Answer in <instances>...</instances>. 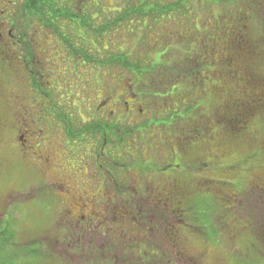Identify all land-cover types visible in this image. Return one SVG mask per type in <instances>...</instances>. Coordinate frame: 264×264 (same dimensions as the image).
<instances>
[{"label": "rangeland", "instance_id": "rangeland-1", "mask_svg": "<svg viewBox=\"0 0 264 264\" xmlns=\"http://www.w3.org/2000/svg\"><path fill=\"white\" fill-rule=\"evenodd\" d=\"M113 1L92 2L96 5L100 3V7L104 5L105 9L109 7L112 13L99 18L91 28L85 29L88 38L100 42L104 53L102 60L111 64L76 67L75 72H68V77L62 76L66 85L76 75L80 78L79 82H72L71 87L72 92L79 97L78 103L76 104L77 100L72 97L68 87H62L66 97L80 109L87 107V90L88 93H95L90 100L95 98L96 103L97 98L102 99V95L112 96V109L124 107L122 95L131 93L137 97L140 108L148 111L161 110L163 113V109L172 110V104L179 103L180 109L192 111V119H197V127L202 123L199 117L206 121L204 115L210 117L220 114L222 122L216 125L207 123L199 131L195 127V133L205 143L213 140L217 134L215 140L217 144H221L224 153V158H220L217 166L222 165L223 170L212 167L209 173L213 179H223V192L215 196L208 193L205 196L189 197L185 206L188 210L183 213L186 214V225L179 214L176 216L178 218L172 219L170 216V220L176 225L174 253L171 255L173 257L174 254V257L171 260L173 264H264V192L257 187L258 179H264V104L254 100L258 96H264V85L255 89L252 84L257 79L264 80V0H121L120 13H116L119 10L114 8ZM16 2L18 4L15 8L20 10L17 16L14 17L11 12L4 13V16L9 13L13 15L15 39H27L28 34L31 36L35 32L37 44L53 46L43 50L39 58L45 83L52 87L65 72L63 69L66 67L62 66L58 58L63 56L62 47L68 42L56 35L54 38L53 32L43 26L39 17L25 16V0ZM88 2L89 0L68 1L66 5L63 4L62 10L71 6L70 8L76 7L77 11L81 9L89 12L86 11ZM41 4L42 1L39 0L40 9ZM7 7L5 0H0V10ZM249 7L253 10L249 11ZM54 9L60 8L54 6ZM134 9L141 14L143 11V14L137 16L136 26L133 27L127 21L128 15L126 18L124 16L126 13L133 14ZM91 10L102 15L100 10ZM150 10L152 15H161L156 18L158 21H155V16L145 15ZM155 10L158 12L155 13ZM8 17L5 16L6 32L12 28ZM103 24L105 32L100 29ZM62 28L70 30L66 25H62ZM93 29L99 33H92ZM231 31L242 34L241 42L245 44L238 50L232 46V59H225L229 55V46L234 36ZM64 33L71 42L75 38L73 32ZM241 51L245 58L241 56ZM119 55L125 59L124 62L114 61ZM199 60L208 67L206 70L202 69V77H190L187 69L179 73V77H183L179 81H186L185 84L165 83L166 78L176 76L167 73L170 69L182 66L184 61L191 63ZM245 65L251 71L253 79L243 73ZM89 84L90 89L87 88ZM29 85L28 82L25 86H11L13 89L23 88L24 95ZM170 88H173V93L186 92V96L169 97ZM247 90L251 92L248 93ZM144 93L147 95H143ZM242 104L253 107L255 112L240 109ZM24 106L28 107V99ZM8 110L5 99L0 98V119L6 127L10 126ZM151 111L146 117L156 118L158 113L154 115ZM29 118L30 115L26 118L27 124ZM37 119L35 110L33 122ZM142 124H145L143 119ZM175 126L178 125L174 124L171 128L174 132ZM160 131L165 136L164 140L172 139L173 133L169 129L158 130L151 127L145 130L143 140L147 143L150 137L153 141ZM0 141V236L10 238L0 241V264L128 263L107 259L96 261L86 255L85 243H88V239L82 242L79 237L85 232L82 228L66 226L68 216L65 213L66 207L61 206V202L66 204L71 198L53 195V191L42 188L38 182L33 168V165L36 167L33 156L38 153L40 145L28 143L24 149L22 144L12 142L4 133ZM19 148L26 151L32 159L25 156ZM196 154L197 150L192 149V157ZM67 163V158L58 160V166L66 168L69 178L82 183V187L77 183L79 188L86 189L83 185L90 183L89 178L73 175L71 161L69 165ZM50 181L49 178L48 182ZM4 204L5 207L2 208ZM165 214L167 216L166 212ZM99 231L100 228L97 229ZM148 236L149 238H141V243L151 244L159 249L169 248V243L173 241L158 236L151 237L150 233ZM166 252L171 254V249Z\"/></svg>", "mask_w": 264, "mask_h": 264}, {"label": "flooded vegetation", "instance_id": "flooded-vegetation-1", "mask_svg": "<svg viewBox=\"0 0 264 264\" xmlns=\"http://www.w3.org/2000/svg\"><path fill=\"white\" fill-rule=\"evenodd\" d=\"M63 1L65 5L68 1L72 3V0ZM5 2L8 7L0 10V98L5 99L9 109L10 126H4L0 119V137L4 133L12 142L22 144L24 149L28 143L41 146L33 156L36 160V167L33 165V168L38 182L42 188L53 191V195L71 198L66 204L61 202V206L66 207L65 213L68 216L66 226L82 228L85 232L79 237L82 242L88 239V243H85L87 256L96 261L107 259L128 262L125 264H130L133 260L142 261L144 257L159 260V253H134L131 252V246L137 242L143 244L141 238H149L148 233L154 237L159 228H166L171 235L170 239L173 240L176 225L170 220V216L168 220L163 219L165 212L183 208L186 213L188 209L185 206L189 197L205 196L208 193L218 195L223 192V179H213L209 173L212 167L223 170L222 165L217 166L220 158H224L222 146L215 140L217 134L213 140L205 143L203 138L195 133L197 119H192L190 109H180L179 103H173L174 108L163 109V113L161 110L148 111L140 108L137 97L132 93L122 95L124 107L112 109V96L102 95V99L97 98L96 103L95 98L90 100L93 98L91 95L95 96V93H88L87 90V107H75L66 97L62 87H68L77 104L79 97L72 92L71 87L72 82H79L80 78L76 75L73 78L75 80L71 79L66 85V81L61 77H68V72H75L76 67H86L90 64L94 67L96 64L110 66V62L102 60L104 53L101 45L95 44L93 38L87 39V25L81 26L79 19L71 18L68 23H64L65 18H62L63 23L61 21L55 25L41 22L53 32L54 38L56 35L68 42L62 47L63 56L58 58L62 66L66 67L63 69L65 74H61L59 81L49 87L45 83L39 58L43 50L53 46L37 44L35 32L31 36L28 34L27 39H15L14 19L10 13L5 16L11 19L8 22L12 23V28L6 32L4 13H14L15 17L20 10L15 8L18 1ZM92 2L93 0H89L88 5ZM25 4L24 15L30 13L33 6L38 10L37 4L32 6V0H25ZM67 10L69 14L71 8L67 7ZM88 10L90 11V8ZM64 11L58 14L65 16ZM77 14L88 21V12L77 11ZM89 19H92L91 14ZM62 25L70 27V30L63 29ZM64 32H73L75 38L72 42L66 38ZM89 35L92 36L90 33ZM55 49L57 51V48ZM179 78L183 77L166 78L165 83H186L180 82ZM24 82L30 83L26 95H22L23 88L13 89L11 86H25ZM5 83L8 88L1 86ZM90 87L91 84L87 88ZM170 90L173 91V88ZM174 95L186 96V92L171 93V97ZM261 97L259 101L264 103V96ZM27 99L28 107L24 106ZM35 110L38 119L33 122ZM150 111L154 115L158 113L157 117L147 118ZM29 115L27 124L26 118ZM204 116L206 121L199 117L202 123L197 127V131L202 125H216L223 119L220 114ZM142 119L145 124H142ZM174 124L178 125L173 127L176 134L171 130ZM151 127L158 130L169 129L173 133L172 139L164 140L165 136L160 131L153 141L148 137L146 143L143 140L145 130ZM192 149L197 150L196 156H201L192 157ZM19 150L22 151L20 148ZM22 152L32 159L26 151ZM59 158H67V165L71 161L73 175L89 178L90 183L83 185L86 189L79 188L78 181L69 178L64 166H58ZM78 185L82 187V183ZM257 186L264 192V179H258ZM1 207H5V204ZM184 215L186 216H179ZM181 221L184 224L187 222L186 219ZM174 241L169 243L172 250ZM172 253L174 252L167 253V257L173 258ZM143 261L141 264H144Z\"/></svg>", "mask_w": 264, "mask_h": 264}, {"label": "trees", "instance_id": "trees-1", "mask_svg": "<svg viewBox=\"0 0 264 264\" xmlns=\"http://www.w3.org/2000/svg\"><path fill=\"white\" fill-rule=\"evenodd\" d=\"M40 1H42V6H41V9H39V7H37L38 8V10L33 6V5H35V4H39V0H32V6H33V8H32V11H30V13H28V14H26V15H32V17H34V16H36V17H39V19H40V21L41 22H44V23H46V24H53V25H55V24H57V23H60L62 20H64V19H62V18H65V22L64 23H68V20H71V18H74V19H79V22H80V24H81V26H85V25H87V28H91V25L96 21V20H98L99 18H101V17H105L106 16V14H110V13H112V11H110L108 8L107 9H105V6L103 5L102 7H100V3H99V5L97 4H94V3H92L91 4V6H89V5H87V8H86V11H89L88 10V8H90V11L88 12V14H87V16L88 17H86L87 19H88V21L87 20H84V19H82V18H80L79 16H78V14H77V12L75 11L76 10V7H72L71 8V10H69V14L66 12V10H67V8H65L64 10V12H65V16H61V15H59L58 13L63 9V4H65V1H63V0H40ZM96 0H93V2H95ZM110 1H113V0H110ZM111 3V2H110ZM115 3V7L114 8H116L117 10H119V11H117L116 13H120V10H121V0H114L113 1V4ZM88 4V3H87ZM54 6H56L57 8L59 7L60 9L59 10H55L54 9ZM252 6H253V3H252ZM71 7V6H70ZM35 8V9H34ZM97 9V10H100L101 11V14L103 15H100V14H96V13H93L92 12V10L91 9ZM111 8V7H110ZM74 9V10H73ZM249 9V11H251V10H253L251 7H249L248 8ZM80 11H81V9H79ZM136 9H134V12H133V14H131V13H126L125 14V16H124V18H126L127 17V15H128V18H127V21H128V23H130L129 25L130 26H132V24H133V27L134 26H136V24H135V21H136V19H137V16L140 14V15H142L143 14V11H142V14L141 13H138V12H136L135 11ZM68 11V10H67ZM151 11V10H150ZM158 11L157 10H155V13H157ZM81 13H87V12H83V11H81ZM90 14L92 15V19H89V16H90ZM129 14H131V15H129ZM25 15V16H26ZM145 15H150V16H155L154 17V19H156V18H158L159 17V13H157V15L156 14H153L152 15V11L150 12V13H146ZM168 15V14H167ZM161 16V15H160ZM155 21H158L157 19L155 20ZM62 23H63V21H62ZM103 26H104V24H103ZM101 27L100 29H101V31L103 32L104 30H106V28H105V26L104 27ZM105 32V31H104ZM231 32H234V36L232 37L233 38V40L231 41L232 43L230 44V48H229V55L228 56H225L224 58L225 59H232V56H231V53H232V46L234 47V48H236L237 50H238V48L240 47V46H243L245 43L244 42H241V36H242V34H240V33H238V31H231ZM92 33H94V34H98L97 33V30H92ZM100 37V36H99ZM87 39H88V37H87ZM96 41V40H95ZM94 43H96V44H99L100 45V42H94ZM238 43L240 44V45H238ZM243 43V44H242ZM234 50V51H237V50ZM248 49V48H247ZM241 50H243V49H241ZM239 54V53H238ZM240 54H241V56H243L244 58H245V56H244V53L241 51L240 52ZM119 58L116 60V58H115V60L114 61H116L117 63H119V62H124L125 61V59L122 57V56H118ZM230 61H232V60H230ZM206 65L202 62V60H199L198 62H195V61H192L191 63H188V61H184L183 62V64H182V66H178V67H174V68H172V69H170V71H168L167 73H172V74H174V75H176V76H170V78H172V77H179L180 75H179V73L181 74V72L182 71H184V70H187V69H189V75H190V77H195V76H198V77H202V75H204V72H202V69L203 70H206ZM160 68H162V66L160 67ZM207 69H208V67H207ZM243 73L245 74V76H247V77H249V79H253L251 76H252V74H251V71L248 69V67H246V65H245V67L243 66ZM209 71H210V69H209ZM245 71V72H244ZM167 73L165 74V75H167ZM197 79V78H196ZM258 81H256L255 80V82L254 83H252V84H254V87H255V89H257L258 88V86L259 87H262L263 85H264V80L263 81H261L260 79H257ZM6 83L5 84H2L1 86L2 87H6ZM264 87V86H263ZM7 88V87H6ZM252 90V89H251ZM251 90H247L248 91V93H250L251 92ZM171 93H173V91H171V90H169L168 91V96L169 97H171ZM247 93V94H248ZM247 94H245L246 96H247ZM143 95H147V93H144ZM256 96V95H255ZM259 98H257V99H254L257 103H260L259 102V99L261 98V96H258ZM255 98V97H254ZM260 104H264V103H260ZM247 109L246 111H248L249 110V112L250 113H253V111L254 110H252V108H250L249 107V105H245V104H242L241 105V108L240 109ZM255 112V111H254ZM258 187V186H257ZM260 187V186H259ZM215 196V195H214ZM187 206V205H186ZM193 207V206H192ZM184 211V209L183 208H180L179 210H176V209H169L168 211H167V216H166V214L164 213V216H163V219L164 220H168V217L169 216H171V218L173 219V218H178V217H176L178 214L179 215H183V212ZM160 216H162V213H160L159 214ZM186 218V216H182V219H185ZM6 233V232H5ZM158 236V237H162V239H164V240H171L170 239V237H171V235L168 233V230L166 229V228H164L163 230H160V228L157 230V232H155L154 233V235L153 236ZM10 238L8 237V236H0V241H6V240H9ZM175 245V244H174ZM170 247L169 248H166V249H159L158 247H154V246H151V244H140L139 242H137V243H134V244H132V246H131V252L133 251L134 253L135 252H140V253H147V252H149V253H154V252H157V253H159V258H160V260H152L151 258H149V257H147V258H145L144 257V259H142V261L143 260H146L145 262H146V264H173V261L169 258V257H167V252L166 251H169L170 252ZM171 251H173L172 249H171ZM179 253V252H178ZM137 258V257H136ZM139 259V258H138ZM142 261H136V260H133L130 264H141L142 263ZM164 261V262H163ZM145 262L143 261V263L145 264ZM107 263V262H106Z\"/></svg>", "mask_w": 264, "mask_h": 264}]
</instances>
